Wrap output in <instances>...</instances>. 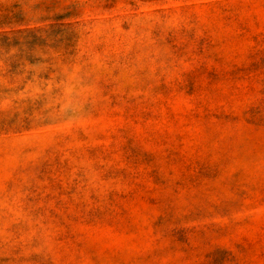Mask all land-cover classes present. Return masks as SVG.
<instances>
[{"label":"rangeland","instance_id":"374dc122","mask_svg":"<svg viewBox=\"0 0 264 264\" xmlns=\"http://www.w3.org/2000/svg\"><path fill=\"white\" fill-rule=\"evenodd\" d=\"M0 264H264V0H0Z\"/></svg>","mask_w":264,"mask_h":264}]
</instances>
